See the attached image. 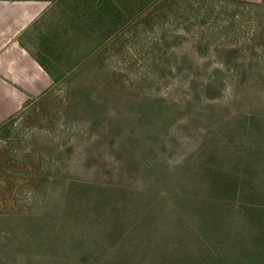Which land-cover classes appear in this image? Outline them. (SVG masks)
<instances>
[{
	"label": "rangeland",
	"instance_id": "1",
	"mask_svg": "<svg viewBox=\"0 0 264 264\" xmlns=\"http://www.w3.org/2000/svg\"><path fill=\"white\" fill-rule=\"evenodd\" d=\"M86 52L0 130V264L264 255V0L137 3Z\"/></svg>",
	"mask_w": 264,
	"mask_h": 264
},
{
	"label": "crops",
	"instance_id": "2",
	"mask_svg": "<svg viewBox=\"0 0 264 264\" xmlns=\"http://www.w3.org/2000/svg\"><path fill=\"white\" fill-rule=\"evenodd\" d=\"M157 1L0 0V126L99 49L106 34L119 33L137 3ZM73 44L81 55L70 53Z\"/></svg>",
	"mask_w": 264,
	"mask_h": 264
},
{
	"label": "trees",
	"instance_id": "3",
	"mask_svg": "<svg viewBox=\"0 0 264 264\" xmlns=\"http://www.w3.org/2000/svg\"><path fill=\"white\" fill-rule=\"evenodd\" d=\"M5 124V123H4ZM4 124H2L1 126H0V130L2 129V126H4ZM222 218V216L221 217H218L217 218V221H219L220 219ZM207 221V220H206ZM222 223H223V221H221V222H219V223H217L218 224V227H220L221 225H222ZM221 224V225H220ZM204 227H207V224L204 226ZM242 237H244V236H242ZM243 240V239H242ZM244 241V240H243ZM260 241V240H259ZM236 244H238L237 242H235ZM241 244V243H240ZM248 244V245H247ZM246 245H244L243 247H242V249H244V253H240V257L242 256L243 258L241 259L242 260V262L243 263H245V264H264V255H261V253H257V254H255V253H253V251L251 250V244L248 242ZM260 245H262V247H263V242H261L260 243ZM241 246H242V244H241ZM199 248L200 247H202L201 245H199L198 246ZM235 250V248H234V246H233V248H232V252H230V257H234V256H236V254L238 253V252H235L234 250ZM200 250V249H199ZM240 251H241V249H240ZM239 251V252H240ZM263 251H264V249H263ZM264 254V253H263ZM261 257V258H260ZM245 258V260H243Z\"/></svg>",
	"mask_w": 264,
	"mask_h": 264
}]
</instances>
